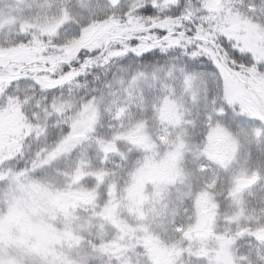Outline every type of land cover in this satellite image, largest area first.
Returning <instances> with one entry per match:
<instances>
[{"label":"snow or ice","instance_id":"6c2138e0","mask_svg":"<svg viewBox=\"0 0 264 264\" xmlns=\"http://www.w3.org/2000/svg\"><path fill=\"white\" fill-rule=\"evenodd\" d=\"M0 264H264V0H0Z\"/></svg>","mask_w":264,"mask_h":264}]
</instances>
